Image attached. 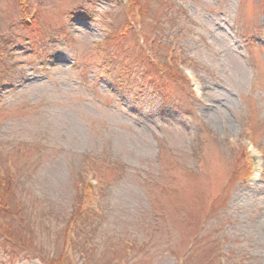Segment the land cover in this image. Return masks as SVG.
<instances>
[{"label":"rangeland","instance_id":"obj_1","mask_svg":"<svg viewBox=\"0 0 264 264\" xmlns=\"http://www.w3.org/2000/svg\"><path fill=\"white\" fill-rule=\"evenodd\" d=\"M33 1L0 0V264H264V0Z\"/></svg>","mask_w":264,"mask_h":264},{"label":"trees","instance_id":"obj_2","mask_svg":"<svg viewBox=\"0 0 264 264\" xmlns=\"http://www.w3.org/2000/svg\"><path fill=\"white\" fill-rule=\"evenodd\" d=\"M4 193H5V195H6V194H8L9 192L4 191ZM0 204H1V205H0V210L3 209L2 211H3V212H6V211H4V210H7V208L5 207L4 203L2 204V200H0ZM54 263H55V264H60L59 260H57V261L54 262Z\"/></svg>","mask_w":264,"mask_h":264}]
</instances>
